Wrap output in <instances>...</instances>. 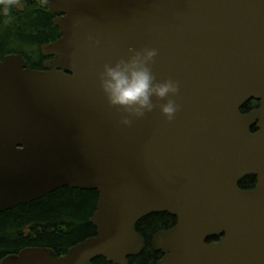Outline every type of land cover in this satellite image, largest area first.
<instances>
[{
  "label": "water",
  "instance_id": "1",
  "mask_svg": "<svg viewBox=\"0 0 264 264\" xmlns=\"http://www.w3.org/2000/svg\"><path fill=\"white\" fill-rule=\"evenodd\" d=\"M43 1L61 31L42 47L53 59H0V215L91 190L97 231L63 256L26 248L0 264H129L153 213L178 221L153 240L157 264H264V0ZM145 48L156 79L178 82L179 110L125 127L100 73ZM247 176L257 185L242 190Z\"/></svg>",
  "mask_w": 264,
  "mask_h": 264
},
{
  "label": "trees",
  "instance_id": "2",
  "mask_svg": "<svg viewBox=\"0 0 264 264\" xmlns=\"http://www.w3.org/2000/svg\"><path fill=\"white\" fill-rule=\"evenodd\" d=\"M55 18L56 15L37 0H17L7 15L0 5V58L3 60L9 55H22L29 68L43 70L46 58L42 56V46L61 37L60 29L54 25ZM257 106L255 101L248 102L242 107V113H249ZM256 184L255 176H247L239 187L248 190ZM98 199L97 191L66 187L41 200L2 213L0 262L26 248H48L63 256L76 244L94 237L97 230L90 223V218L97 208ZM153 217L143 219L147 231L163 223H173L176 219L170 216ZM143 234L147 238L146 233ZM147 242L148 246L141 254L128 259L129 264L157 262L161 255L151 249L149 239ZM92 264L112 263L100 257Z\"/></svg>",
  "mask_w": 264,
  "mask_h": 264
},
{
  "label": "clouds",
  "instance_id": "3",
  "mask_svg": "<svg viewBox=\"0 0 264 264\" xmlns=\"http://www.w3.org/2000/svg\"><path fill=\"white\" fill-rule=\"evenodd\" d=\"M15 4L17 0H0L5 15ZM157 54L155 48L134 51L127 59L105 64L100 73V87L108 104L123 110L125 115L120 123L125 127H131L134 118H142L156 107L168 121H172L179 110V105L172 99L179 92L178 82L172 79L158 81L150 67ZM153 97L165 102L153 103Z\"/></svg>",
  "mask_w": 264,
  "mask_h": 264
},
{
  "label": "flooded vegetation",
  "instance_id": "4",
  "mask_svg": "<svg viewBox=\"0 0 264 264\" xmlns=\"http://www.w3.org/2000/svg\"><path fill=\"white\" fill-rule=\"evenodd\" d=\"M52 58H46L45 59V61H44V64H43V67H44V65H45V63L47 62V61H49V60H51ZM98 204V203H97ZM96 211V210H95ZM95 213V212H94ZM94 213H93V215H94ZM153 216H155V217H157V216H167V217H172V218H175V217H173V216H171V215H169V214H167V213H153V214H150V215H148V216H146V217H144L143 219H147V218H150V217H153ZM154 218V217H153ZM91 219V218H90ZM143 219H141L138 223H139V225L137 224V226H138V232L141 234V236L143 237V239H144V241H145V248L148 246L147 244H148V239H149V244H150V247H151V249L153 250V251H155L154 250V245H153V240H154V238L156 237V235L158 234V233H160V232H162V231H168V230H170V229H173L176 225H177V223H178V221H177V219H175V222H171V223H169V224H165V223H163V224H161V225H157L156 227H154V228H152L153 230L152 231H147V229L145 228V226H146V222L143 220ZM145 222V223H144ZM145 224V225H144ZM143 232L144 233H146V235H147V238L145 237V235L143 234ZM144 248V249H145ZM156 252V251H155ZM142 253V252H141ZM140 253V254H141ZM161 255V254H160ZM162 258V255L160 256V258L157 260V262L160 260ZM157 262H155V264H157Z\"/></svg>",
  "mask_w": 264,
  "mask_h": 264
},
{
  "label": "rangeland",
  "instance_id": "5",
  "mask_svg": "<svg viewBox=\"0 0 264 264\" xmlns=\"http://www.w3.org/2000/svg\"><path fill=\"white\" fill-rule=\"evenodd\" d=\"M37 1H39V0H37ZM45 5L47 6L48 5V2H45Z\"/></svg>",
  "mask_w": 264,
  "mask_h": 264
}]
</instances>
